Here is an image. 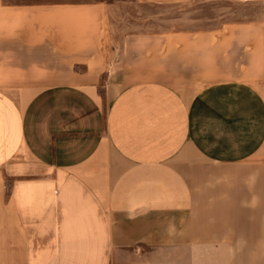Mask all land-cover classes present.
Instances as JSON below:
<instances>
[{"label":"crops","instance_id":"0c3cea01","mask_svg":"<svg viewBox=\"0 0 264 264\" xmlns=\"http://www.w3.org/2000/svg\"><path fill=\"white\" fill-rule=\"evenodd\" d=\"M38 1L0 0V264H264V0H138L189 24L121 47Z\"/></svg>","mask_w":264,"mask_h":264},{"label":"rangeland","instance_id":"374dc122","mask_svg":"<svg viewBox=\"0 0 264 264\" xmlns=\"http://www.w3.org/2000/svg\"><path fill=\"white\" fill-rule=\"evenodd\" d=\"M11 3H29L36 2L37 0H7ZM49 1H87V2H102L105 3L109 11V32L110 43L112 46L121 47V44L125 38L127 31L129 32H146L151 33L153 31L165 30L171 28V26L186 25L187 15L183 9H169L153 7L148 4H141L138 0H49ZM47 0H41L38 2H49ZM200 1V0H199ZM215 4V3H214ZM213 2L200 1L196 3V8H193L192 12L198 13L201 17L194 19L193 24L207 25L212 27L213 14L216 10H213ZM221 4V3H220ZM203 6V8H202ZM207 6L209 8H207ZM207 8V9H205ZM204 9V10H203ZM226 22H241L247 23L250 20L252 10L249 6L225 1ZM256 11V10H254ZM221 13V11H220ZM192 14V15H193ZM190 15V17L192 16ZM193 17V16H192ZM217 20V19H216ZM192 21V20H191ZM209 23V24H208ZM248 38H243V41H247Z\"/></svg>","mask_w":264,"mask_h":264}]
</instances>
